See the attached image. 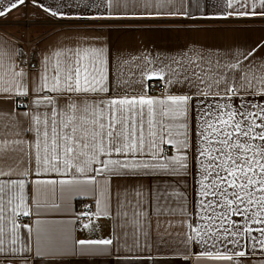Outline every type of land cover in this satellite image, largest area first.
I'll use <instances>...</instances> for the list:
<instances>
[{
	"label": "crops",
	"instance_id": "0c3cea01",
	"mask_svg": "<svg viewBox=\"0 0 264 264\" xmlns=\"http://www.w3.org/2000/svg\"><path fill=\"white\" fill-rule=\"evenodd\" d=\"M27 7L25 4L12 9L7 15L0 17V88L9 87L13 89L10 102L0 103V111L5 115L0 117V140L20 139L25 143L17 146V151H8L3 162H0V170L5 173L11 171V175L0 176V181H23V187H16L12 194L16 197L14 205L17 208L16 221L20 229V239L29 246L36 247V237L39 233L42 238L51 234H64L72 240L83 239H113V246L106 252L93 255H74L69 250L68 254L57 256H32L29 254L27 264H49L56 259L62 264H157L159 261H173L175 264H187L184 257L192 256V264H233L232 261L216 260L209 257L196 258L197 251H210L213 254L231 255L238 251H245L246 256L242 258L247 264H264V247L260 246V240L264 235L258 229L264 228V224L247 223L251 228L250 233L236 237L239 244L220 243L213 246L211 242L206 246L191 245L189 249L177 245L175 248H161L157 250L155 240L158 234H171V239L179 241L185 233L198 224H206L201 219L203 215L200 207L199 195L200 157V121L201 111L206 110L216 103L231 104L232 108L250 104V109L255 111L256 105H264L261 98V89L258 84L247 90L238 89V94L233 96L229 93L224 95V80L228 79V86L238 84L233 79L236 75H243L242 69L264 63V16L248 15L228 16L227 12L233 9L227 8L224 0H178L177 7L183 5V11L190 15L187 17L170 15H147V12H155L156 9H123L103 7H87L95 0H36ZM15 0H0V10L10 6ZM43 5L40 7L38 5ZM79 4V7H77ZM57 5L63 7L57 8ZM51 8L58 14L53 16L47 9ZM236 6V11H244ZM252 11L251 9H248ZM259 12L261 9L257 8ZM24 12L33 13L40 17V32L37 38V49L40 55L39 66L34 70L21 68L19 66V42L10 33H16L18 28L8 24L17 20ZM135 12V15L132 13ZM59 13H63L60 15ZM106 15L122 18L106 20H91L87 17L94 15ZM24 17V16H23ZM258 18L263 21H240L238 18ZM21 18V17H19ZM36 19V18H35ZM159 20L152 24L136 23L138 20ZM51 21V22H50ZM47 25H53L47 28ZM101 49L99 53H85L83 49ZM56 53H60L59 56ZM251 55L244 58L241 54ZM239 59L240 68L231 69L229 65L236 63ZM47 61L48 75L55 74V67L59 62L61 68L65 64L81 68V81L83 82L84 70L88 69L99 79L102 72L106 77L108 86L107 93H89V99L97 102L109 98H129L145 96L155 99H165L169 95H191L195 108L188 110V143L189 148L185 151L188 155V168L179 175H168L159 173L149 177L135 180H123L105 178L99 172L93 173L91 168H99V165H91L86 174L76 172L73 168L65 172H44L37 175L35 169V141L37 133L24 131L25 128L34 127L32 114L34 110L48 114L49 109L37 106L30 102L27 108H19L15 87L17 84L27 86L29 100L35 98L33 89L38 85V77L45 72ZM195 62L200 65L205 73V82L199 85V92L195 88H189L187 82L184 85L169 84V79L177 77L169 71L165 65L179 68L180 65L195 67ZM217 62L219 67H217ZM94 65L95 70L90 68ZM163 69L164 78L159 75L153 76V72L160 73ZM24 75L18 76L17 73ZM190 75V72H189ZM161 79L166 85V93L162 95L151 94L149 80ZM183 78V73H181ZM215 80L221 83L217 87ZM208 85V86H206ZM208 93L200 95L199 93ZM219 93V95H217ZM40 95H55L45 89ZM227 110V109H225ZM24 113L29 116L25 118ZM195 113V115H194ZM43 119V117H42ZM149 117L145 106L144 134L147 144ZM160 105L155 106L153 122L159 135ZM20 124L17 125L16 122ZM164 124L178 123L180 121L163 118ZM195 127V134H193ZM43 132V126L41 127ZM19 133V135H17ZM41 157L45 155L44 138L40 136ZM195 142L196 147L192 145ZM47 154L51 158V129L49 128V139L47 141ZM162 145L161 157L176 155L173 145L168 154H164L165 146ZM195 157V159H194ZM119 159L118 154L111 157L101 156V159ZM138 158L149 159L147 151ZM161 163L165 162L160 159ZM77 163V161H73ZM95 175L96 183L86 182L88 176ZM55 180L57 183L36 181ZM62 180H72L73 183H59ZM231 191V189H229ZM140 192L142 195H137ZM166 192V198L161 199L160 194ZM87 198L95 202V212L99 215L92 216L86 223L89 226L78 227L77 200ZM26 206V207H25ZM163 206V207H162ZM164 208L169 209L165 211ZM27 211L30 214L24 215ZM105 213H108L107 215ZM19 216L30 217L27 222H21ZM237 226L245 228L247 217L233 216ZM137 221L144 224L139 228ZM150 223V227H149ZM218 223V222H217ZM27 225L28 227H24ZM231 227L230 225H226ZM31 229V231H29ZM235 231V229H232ZM147 231L146 238L142 233ZM222 231V230H221ZM253 237L255 239H253ZM43 247V245H41ZM134 258V259H132Z\"/></svg>",
	"mask_w": 264,
	"mask_h": 264
},
{
	"label": "snow or ice",
	"instance_id": "6c2138e0",
	"mask_svg": "<svg viewBox=\"0 0 264 264\" xmlns=\"http://www.w3.org/2000/svg\"><path fill=\"white\" fill-rule=\"evenodd\" d=\"M32 2L35 3L36 0H32ZM224 2L227 8L233 9L226 13L228 16L233 14L264 16V0H224ZM25 3L26 0L11 2L10 6L0 10V17ZM177 3L178 0H95L87 7L156 9L155 12L145 14L189 16L188 12L183 11V5L177 7ZM237 5L245 10L236 11ZM38 6L43 7L42 4ZM59 7H63V5H57V8ZM257 8L261 11H255ZM47 10L53 16L58 14L51 8ZM59 14L63 15V13ZM132 14L135 15V12ZM122 16L98 14L87 17V19L99 21L122 18ZM83 51L99 53L102 50L85 48ZM56 55L59 56L60 53H56ZM241 55L247 59L251 53H242ZM190 63L195 64L191 70L184 65H180L179 68L165 65L177 77L175 80L169 79L168 83L184 85L187 82L189 88H195L199 92V85L205 82L207 73L202 76L201 73L204 72V69L198 63ZM219 66L217 62V67ZM89 67L96 71L94 65ZM228 67L231 69L240 68L239 59ZM256 69L253 71L252 66L242 69L244 74L236 75L233 78L239 83L231 87L228 86L229 80L225 79L223 81L225 84L224 95L227 96L231 93L235 96L238 94L239 88L247 90L254 87L255 83L259 85L261 98L264 99V63L257 65ZM54 71V75H48L46 61L45 72L38 77V85L33 89L35 98H30V102L35 104L37 109L44 106L49 109V113L44 114L34 110L31 117L34 127L24 129L26 132L34 130L37 133V139L34 142L37 175L42 170L59 173L61 167L65 172L74 168L76 172L86 174L88 168L94 164L99 165V168L93 167L91 171L99 172L106 179L135 180L159 173L179 175L182 170H187L188 155L185 150L190 146L187 134V116L189 108L194 109L196 106L193 96L169 95L165 99L145 96L132 97L131 99L114 97L109 98L106 102L104 100L97 102L95 99L90 100L88 94L108 92L109 89L105 83L106 77L102 72L99 73V79H97L96 75L85 69L82 82L79 66L73 67L66 63L61 68L58 62ZM181 73H183V78H181ZM17 75L22 77L24 73L21 71ZM152 75H159L163 79V69L160 73L153 72ZM214 83L218 87L221 81L215 80ZM45 89L55 95H40L39 93ZM12 94H14L12 88H0V103L10 102ZM15 94L25 97L30 95L27 86L20 84L16 85ZM199 94L208 95V93L202 92ZM157 104L160 105L161 116V120L158 122L160 125L159 135L157 131L153 130L156 128L153 118ZM145 106L149 117L147 144L144 134ZM250 107L247 102L236 108H232L231 104L216 103L201 111V146L198 150L201 169L199 195L202 197L200 200L203 212L201 219L207 223L198 224L196 227L189 225L191 231L185 233L179 241L171 239V234H158L155 240L157 250L175 248L177 245L189 249L191 245L203 244L207 246L210 242L215 246L217 241L239 244L240 241L236 237L252 231L247 227L248 222L264 224V105H256L255 111L249 110ZM4 115L0 111V117ZM23 116L27 118L29 114L24 113ZM164 117L180 122L164 124ZM16 124L19 125L20 122L17 121ZM42 126L43 132H41ZM49 128L51 129V158L47 154ZM193 134H195V127H193ZM41 135L45 143L43 158L40 152ZM24 143L20 139L0 140V162H3L9 150L17 151V146ZM164 144L173 145L177 154L161 157ZM192 147H196L195 142ZM146 151L150 156L149 159L138 158V154L142 155ZM113 154H118L121 158L101 159V156L111 157ZM162 158L165 161L163 163L159 162ZM73 161H77V163L74 164ZM11 174V171L5 173L0 170V176H10ZM42 182L57 183L55 180L36 181L37 184ZM86 182L95 184L96 176H88ZM23 183V181H0V264H27L29 254L36 257L55 258L68 254L69 250L74 255H93L106 252L113 246L114 242L111 238L76 239L69 243V238L64 234H51L42 238L38 233L35 248L22 242L19 225L16 221L17 208L20 205L13 204L16 197L12 194V190L16 187L22 188ZM59 183H73V181L62 180ZM137 195H142V193L138 192ZM167 195L166 192H163L160 194V198L164 199ZM164 210L168 211L169 209L164 208ZM23 214L29 215L30 213L24 211ZM91 215L99 214L92 213ZM233 216L247 217L245 228H239L236 221L232 219ZM137 224L139 228H144V224L140 221H137ZM88 226V224L84 225L85 228ZM258 231L264 235V228L258 229ZM142 234L146 238L149 236L147 231ZM253 239L255 238L253 237ZM259 243L261 247H264V239H261ZM245 256V251H238L231 255L220 252L213 254L210 251L195 253L196 258L209 257L216 260L232 261L233 264H247V261L242 260ZM184 259L187 264H192V256L184 257ZM37 264H41V262L38 261ZM49 264H62V262L52 259ZM157 264H175V262L159 261Z\"/></svg>",
	"mask_w": 264,
	"mask_h": 264
},
{
	"label": "built area",
	"instance_id": "2783aa9c",
	"mask_svg": "<svg viewBox=\"0 0 264 264\" xmlns=\"http://www.w3.org/2000/svg\"><path fill=\"white\" fill-rule=\"evenodd\" d=\"M31 1L26 0L25 5L28 7ZM8 24L16 26L18 28L16 33H10L13 38H15L20 46H19V66L21 68L34 70L39 66V52L36 47V38L31 34V28L33 26H37L40 24L37 19L32 18L27 14L22 18H18L17 20H12L8 22ZM25 47H21V46ZM152 87L157 90L158 93L164 94L166 93L165 85L162 82L155 83L152 82ZM152 93H155L151 91ZM157 94V93H155ZM18 105L20 108H27L30 104V100L28 97L19 96L18 97ZM171 151V147H167L164 149V154H168ZM95 206L93 202L81 199L77 205V225L79 227L84 226L89 218L92 216L91 214L94 213ZM19 220L21 222L26 221V217L19 216Z\"/></svg>",
	"mask_w": 264,
	"mask_h": 264
},
{
	"label": "rangeland",
	"instance_id": "374dc122",
	"mask_svg": "<svg viewBox=\"0 0 264 264\" xmlns=\"http://www.w3.org/2000/svg\"><path fill=\"white\" fill-rule=\"evenodd\" d=\"M26 6V5H25ZM27 14H29V16L30 17H32V18H36V19H39L40 17H35L34 16V14L32 13H29V12H24V13H22L21 15H19L18 17H15L16 19H18L19 17H23V16H26ZM238 20H240V21H263L262 19L261 20H259L258 18H253V17H249V18H243V17H240V18H238ZM159 20H153V19H144V20H138V21H136V23H143V24H152V23H156V22H158ZM51 22V21H50ZM37 26H40V25H37ZM37 26H33L32 28H31V34L34 36V37H36L37 35H39L38 33L41 31L40 30V28L39 27H37ZM51 26H53V25H47L46 27L47 28H49V27H51ZM36 40H37V38H36ZM21 47H25L24 45L23 46H21ZM36 47H37V42H36ZM18 62H19V60H18ZM39 63H40V56H39ZM152 82H155V83H159V82H162L164 85H165V83L161 80V79H158V78H152L151 80H149V90H150V92L151 91H153V92H155V93H157L156 95H162L161 93H158L157 92V90H155L153 87H152ZM165 88H166V85H165ZM155 93H152L151 92V94H155ZM165 94V93H164ZM19 97V96H18ZM18 97H17V99H18ZM28 98H29V96H28ZM19 106V105H18ZM20 108V107H19ZM22 109H24V108H22ZM167 147H168V149H169V145H167V146H165V149H167ZM81 199H86V200H89V201H91V202H93V204H94V206H95V202L93 201V200H90V199H87V198H81ZM81 199H79V200H77V203H76V207H77V205H78V202L81 200ZM94 212H95V210H94ZM25 217V216H24ZM92 217V216H91ZM90 217V218H91ZM89 218V219H90ZM30 220V217H26V221H24V222H27V221H29ZM89 221V220H88ZM76 224H77V217H76ZM78 226V225H77ZM79 227V226H78Z\"/></svg>",
	"mask_w": 264,
	"mask_h": 264
}]
</instances>
